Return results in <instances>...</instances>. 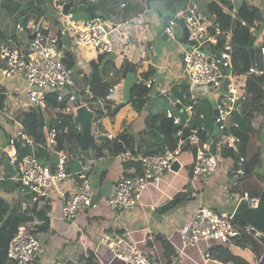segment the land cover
Here are the masks:
<instances>
[{"label": "built area", "instance_id": "2783aa9c", "mask_svg": "<svg viewBox=\"0 0 264 264\" xmlns=\"http://www.w3.org/2000/svg\"><path fill=\"white\" fill-rule=\"evenodd\" d=\"M12 1L19 6L32 3V0ZM54 1L61 2L56 4L55 8L60 15L57 33L45 35L38 23L30 20L28 29L30 33H34V38L28 42L26 52L23 47L0 41V79L5 81L17 75L22 76L21 95L24 96L26 103H22L21 111L30 107L46 110L49 94L55 95L57 105L67 100L66 106L56 107L49 112L48 119L53 120V126L46 130L45 144L36 142L26 133L22 116L17 117L16 114H9L4 110H0V115L11 122L5 156L8 166L13 168L11 179L21 182L22 196L27 193L32 203L39 202L42 198L49 196L50 189L57 187L72 176L76 178L77 187L62 197L60 207V218L71 221L77 218L82 211L97 207L93 201L88 173L94 160L89 161V166L81 165L78 171L72 173L67 170L69 160L67 152L57 149L58 132L55 126L61 123L60 115L69 114L73 118L76 100L84 104V97L88 95L86 93H90V86H85L82 90L76 86L75 78H84L85 73L73 64V60L76 54L82 56L83 53L88 52L96 59L111 54L115 47L114 33H118L121 37L119 39L126 53L134 48L135 42L132 35L120 25L109 24L99 17L77 16L75 12L62 14V1ZM1 3L2 0H0V6ZM117 3L120 8L126 6V0H117ZM8 15L16 19L15 12H9ZM177 18H183L187 41L193 42L182 56V71L186 79L187 90L181 97L175 96L171 100L172 106L182 103V99L187 100L181 110L183 118L174 114L171 109L165 110L166 117L172 120L173 125L180 126L176 133L177 145L174 149H155L150 154L132 155L125 152L121 155L135 163L137 167L133 174L117 180L114 193L110 198V203L113 205L120 207L138 205L143 192L149 187L157 189L165 172L171 170L172 163L177 161L182 150L189 147L194 148L191 167L194 178L200 177L209 183L214 174L221 171L226 176L227 189L229 187L235 189L247 174L246 159L243 156L235 159L227 158L230 161H225L221 153L223 149L236 150L241 142L237 132L251 136L249 130H241L240 123L233 116L241 113V106L246 101L247 77L250 74L260 75L263 69L256 67L254 62L245 73L235 70L232 61V31L223 32L220 28L213 27L211 32L210 21L195 5L176 10L174 18L170 19L163 28L168 39H176L174 28L177 26ZM15 27L21 31L24 25L16 23ZM221 37H224L226 41L214 51ZM64 40H68L70 44L63 45ZM257 52L264 58V44L258 46ZM154 83H156L154 77L145 80L147 87H152ZM199 86H207L210 91L220 93L217 94L219 101L212 117L214 126L221 133L219 139L203 138L202 134L205 133L206 128L202 124L195 127L189 126L198 99L196 88ZM222 86L225 93L220 91ZM171 88V85L160 87L159 95L169 96ZM110 91L111 88H109ZM0 93L6 94L1 90ZM198 117L200 120L204 118L202 113L198 114ZM78 129L80 130L79 126ZM92 133L99 134L94 127H92ZM107 136L108 139L114 138L111 134ZM19 146L28 148L29 153L19 156ZM36 148L56 154L54 169L38 160L35 155ZM138 148H144L143 138L139 140ZM1 178L2 173H0ZM239 198L245 199L250 207H255L258 202L257 197L247 193ZM172 199L173 197L166 196L165 202L169 203ZM30 231L25 225L19 226L8 245L7 258L14 264H37L38 262L42 252V243ZM178 233L179 253H183L187 247L199 246L202 243L230 246L234 240L246 235L258 241L262 238L261 233L252 226L236 222L232 212H218L205 207H198L187 217ZM98 244L105 245L112 257L124 264H154L137 250L135 243L128 237L102 232L98 238ZM203 257L206 260L210 259V254L205 251Z\"/></svg>", "mask_w": 264, "mask_h": 264}, {"label": "crops", "instance_id": "0c3cea01", "mask_svg": "<svg viewBox=\"0 0 264 264\" xmlns=\"http://www.w3.org/2000/svg\"><path fill=\"white\" fill-rule=\"evenodd\" d=\"M105 1L106 0H104V2ZM243 1L245 0H240V7L238 10L234 8L233 13L244 11ZM41 2L43 5L45 4V0H41ZM132 2L133 1L126 0V6L120 8L117 0L114 2L110 1L109 4L106 1V14L109 10L114 8L118 9L119 14L115 17V20H104L112 25H120L122 29L127 30L130 35H132L131 37L135 42L134 48L126 53L119 39L121 37H119L118 33H114L113 38L115 47L111 54L102 59L94 58L90 52L84 54L85 58L80 55L77 56L76 54L73 64L85 73L84 78H75L76 86L82 90L85 86L91 85L90 93H86L88 95L84 97L87 99V101H84L87 107V102L92 101L91 98L93 97L99 99L98 101L95 100L98 106H103V104L106 103L105 97L109 96L108 93H114L113 102L110 101V103H106L111 104L112 109L121 101V84L124 79L120 83L108 87L105 83L107 77L101 73L106 63L112 64L120 72L124 71L125 65L130 64L128 72L132 71L135 73L136 78L140 81L142 80V75L149 72L148 78H155L156 83L151 87V91L146 97L147 101L142 111L135 113V111L132 110L130 118L126 119L127 117H125V115L119 114L120 107L113 112L115 114L113 117L104 118V131L99 132V134H111L113 137L122 132L124 134L135 135L133 139L134 150L127 149L125 152H129L132 155H139L143 154V150H145V148H138L139 140L143 138L141 136L144 135L145 132V117L149 112L157 111L155 102L157 98L162 97L158 92L160 88V75H165V82L169 81L170 83L168 85L172 87L169 96H167L169 98V105L164 110L171 109L174 114L181 115L182 106L186 104L187 100L182 99V103L174 106L171 105V100L175 96H179L175 91L180 93V97L186 92L179 88L180 86H187L182 71V56L183 53L191 47V44L184 42L185 29L183 25L177 22V26L174 28L176 35V39L174 40L175 45L170 46L167 44L168 38L162 36L164 26L157 16V10L162 7L160 1H156L152 4L150 3V9L145 8L142 12H137L132 6ZM248 2L249 4L252 3L250 0ZM58 3L61 2H57V4ZM42 8L44 9V13L42 12L41 16H36L35 18L34 15L33 18L30 19L38 23L45 35H53L58 31L59 22L55 17V19L53 18L51 20V23H48L42 28L40 20L46 18L45 7ZM7 9L9 10V8ZM7 12H10V10ZM253 24L254 23H239L237 25L234 33L237 43L242 45L247 43V38L252 31ZM159 26L161 28L160 31H158ZM245 26H247L246 29H244ZM180 27L184 30L182 38H178L176 33L177 29ZM21 31L25 33L26 41L23 44L19 43V45H16L19 47H23L25 43L30 41L27 37L30 34L28 24ZM1 40L3 41L2 38ZM261 40L264 42V37L259 38L255 44V48H253L255 55L259 46L258 43H260ZM63 45H69L68 40H64ZM93 69H96V71L93 72ZM108 76L112 75L109 74ZM22 87L23 78L21 75L14 76L10 80L5 81H1L0 79V90L6 92L5 106L3 109L6 113L16 114V112L21 110L22 103H24L25 100L24 96L21 95ZM109 88H111L110 92ZM172 89H175V91H172ZM206 91H201V94L204 95ZM171 92L174 93L173 97H170ZM217 94L219 95L220 93L217 92ZM202 97L203 96L198 95L199 99H202ZM108 98L111 99L110 96ZM126 104H129V101ZM175 106L178 107V112H174L173 108ZM242 108L243 104L241 106V109ZM242 111L240 117L243 115ZM211 112L210 123L212 122L214 109H212ZM200 113L201 112L198 114ZM244 119L246 122L244 128L248 130L252 128V130L251 136H249L246 155L243 157L246 161L249 160V162H247L249 165H246L249 166V168H254L255 171L253 170V172L255 173L252 172L250 176L242 178L239 185H242L243 189L246 186L245 184L249 185L248 187L251 191L255 193L258 192V195L250 196L258 198L259 195L264 192V182L260 183L258 180L261 175H264V153L260 151V136L264 131V119L259 122V118L255 123L249 117ZM211 124L213 128V122ZM10 126L11 122L0 115V160H3L4 164L6 161L5 146ZM260 126H263L262 129H259ZM255 129H259V131L256 132ZM211 133L215 136H208L207 138L213 137L219 139L221 136L219 132L214 134L213 130ZM147 137L148 135L146 138ZM202 137L205 138V135L203 134ZM110 140L111 139H109L108 142H98L95 140V145L101 147V144L109 143ZM192 151H194L193 147L183 149L177 159L178 168H173L165 172L159 187L157 189L153 187L147 188L143 192L139 204L133 207H120L110 203V198L114 193L117 180L123 176L133 174L134 169L137 167L135 163L121 156L125 152L117 156H110L108 150L103 148L101 155L97 157L91 156L88 159H84L83 157L76 156L77 159H74L76 162L75 170L70 171L72 173L78 171L81 165L87 166L90 160H94V164L89 168L88 173L93 201L97 204V207L82 211L74 220L68 221L61 219L60 207L63 199L62 197L72 192L77 187L78 181L72 176L57 187L50 189L49 196L46 198L50 206L47 219L38 220L35 218L33 221L24 224L26 228L36 233L35 235L42 243V252L37 264H82L80 262L81 258H86L89 254L95 257L97 261L96 264H124L113 258L111 252L105 245L98 244V238L102 232L128 237L135 243L137 250L147 256L154 264H165V252H167L166 247H164L163 244L161 245L160 241L157 242V236L164 240L168 250L174 249L175 255L172 257L171 264H259L262 260L261 257L256 259L249 247H240V245L238 246L235 242L230 246L222 245L225 249L222 248L224 251L220 253H212V251H210V249L214 247H220L219 244L215 243H202L199 246L187 247L183 250V253H179V229L184 220L198 207L231 213L239 200H241V198H239L240 195L237 194V188L232 189L229 187L227 189L228 184H225L227 183V179L221 171H217L214 174L211 179L212 184L208 185L207 188L202 189L193 184L194 177L191 173L193 162ZM90 153H92V150L88 148V154ZM80 155L83 156L81 153ZM54 159L55 157L51 158L50 161L45 164L48 166L52 165L55 163ZM225 161L230 160L225 158ZM5 166H8V164L6 163ZM258 170H263V173L260 174ZM260 186L263 188H260ZM221 188H223V190H221ZM21 189L22 188L15 193H6L0 189V197H3V199L10 204L12 209H14V206H17L15 208L19 210L18 213L24 214L27 208L31 206L30 204H32V202L30 198L27 201L19 197ZM178 193H186L188 196L181 198L182 200H180L176 206L165 211V207L168 206L165 202L166 196L174 197ZM244 193L249 195L247 191L242 192V194ZM193 194L194 196H192ZM24 196L27 197L28 194L25 193ZM35 203L38 204V207L44 205L41 200ZM263 238L264 236L262 235L261 240ZM70 240H72V244ZM205 251L210 254V259H204L203 254Z\"/></svg>", "mask_w": 264, "mask_h": 264}, {"label": "trees", "instance_id": "16d2710c", "mask_svg": "<svg viewBox=\"0 0 264 264\" xmlns=\"http://www.w3.org/2000/svg\"><path fill=\"white\" fill-rule=\"evenodd\" d=\"M33 2L29 4L26 7L27 12H23L22 14L25 15V23L24 27L28 24V22L33 18V16H41L42 12L44 13V9L41 7L43 4L41 0H32ZM71 3H77V4H84L86 5V10L88 11V16L92 17H99L104 19V16L100 13V11L105 12L106 8V1L109 4V2H114L115 0H98L97 2H91L87 3L86 0H67ZM150 3H155L156 1H160L162 3V7L157 10V16L159 20L161 21L162 25L165 26L168 21L172 18H174L176 10L178 8H188L192 7L189 5V0H149ZM202 3L203 8L206 10L209 21H210V31H213V27L220 28L221 31L225 32L227 30L232 31V61L233 66L235 70H237L240 73L247 72L248 68L252 65L251 64V58H250V49L255 48V44L258 40V32L260 31L261 24L263 23V15L261 14V11L259 7L254 6L252 4H249L246 1H243V8L244 11L246 8L251 10L253 13L251 15L250 23H254L253 27L256 31L254 33L251 31V33L248 35L247 43L242 45L240 43H237L235 40V31L236 27L239 24L240 18H242V15L240 12L233 13L234 11V5L232 3V0H200ZM146 0H133L132 6L134 9H136L137 12H142L146 8L145 4ZM3 4V3H2ZM3 7V5H1ZM199 9V8H198ZM200 10V9H199ZM16 21V20H15ZM16 23V22H15ZM252 27V28H253ZM3 34H0V38H4ZM6 40V39H4ZM226 39L224 37H221L219 39V44L214 47V51L218 50L224 43ZM263 40L258 43V45H263ZM105 57V56H104ZM104 57H101L99 59H102ZM254 61L256 64V67L263 69L262 74H250L246 79V101L243 103L242 111V118L240 117V114H235L233 117L236 121L240 123L241 130H248L245 129L244 126L246 125L245 119L246 117H249L252 119V121L255 123L256 120H259V118L262 120L264 119V58L259 54L258 52L254 56ZM130 68V64L125 65V69L123 72H120L117 70L112 64L106 63L105 66L102 68V74L107 77L105 80L106 85L112 86L114 84L120 83L126 76V73L128 72ZM96 69H93V72H95ZM112 74V76H108L109 74ZM150 73V72H149ZM149 73H145L142 75V80L140 81L138 78H136L135 83L130 89V99L129 104L132 106V108L140 112L144 108L146 104V97L151 91V87H147L145 84L146 78H148ZM91 75V74H90ZM93 76V74H92ZM88 80V79H87ZM91 86V85H90ZM182 91H186V86H180L179 87ZM172 91H175V89H172ZM1 92H4L1 90ZM177 95L180 96V93L175 91ZM6 100V95L0 93V110L4 109V103ZM92 101H95L96 99L93 97L91 98ZM84 101H87L86 98H84ZM89 101V100H88ZM47 109L43 113L44 122L42 123L39 117V112L36 108L30 107L23 111L19 110L16 112L17 117H23V120L25 122V131L26 133L31 136L36 142H39L41 144H45V134L46 130L51 128L53 126V120L47 119L48 114L50 110H53L56 107L63 108L66 106L67 100H64V102L60 105H57L55 100L54 94H49L47 96ZM174 112H178V107H174ZM212 107L209 104L208 100L202 97V99L197 100L196 105L194 106V114L193 118L190 121L191 127H195L199 124H204L206 126V131L203 133L205 135V138L208 136H215L211 132L213 130L212 128V122H209V113L211 115ZM95 117L93 119V127L98 132L104 131L103 126V120L105 117L111 118L115 114L112 112V105L104 103L103 106L97 107L95 110ZM201 112L204 116L203 120H200L198 117V113ZM61 123L57 124L55 127L57 129V142L58 150H65L69 156V160L67 162V170H75V158L74 157H83L80 155V142H81V130L78 129V125L74 123L73 118L69 114L60 115ZM263 126H260L259 129H262ZM180 126L173 125L172 120L168 119L165 115L164 111H151L147 114L145 117V132L143 137V141L145 144V150H143V154H150L155 149H163V148H169L174 149L177 145L178 137L176 135L178 129ZM259 129H255V131H259ZM188 128L185 130V133L187 132ZM252 128H250L251 132ZM240 135L241 142L237 146L236 150H229V149H223L222 150V156L224 158H231L235 159L239 156H245L246 150L249 142V137L243 134H240V131L237 132ZM202 134V135H203ZM148 137L146 138V136ZM135 135L130 134H124L119 133L114 138L110 140L109 143H103L101 144V147H98L95 145V141H92L90 143L89 148L92 150V155L94 157H97L101 155L102 149L106 148L108 150V153L110 156H117L123 152H125L127 149L134 150V141L133 139ZM19 156H23L27 153H29L28 148H24L19 146ZM35 155L38 158V160L45 164L50 161L51 158H53L52 154L49 152L36 148L35 149ZM86 158V157H83ZM248 161H246L247 164ZM3 163V165H2ZM54 164L50 165L49 167L51 169H54ZM46 165V164H45ZM249 165V163L247 164ZM246 165V166H247ZM189 168V167H188ZM190 169V168H189ZM254 168H249L247 166V174L245 176L248 177L253 172ZM255 171V170H254ZM0 173H2V178L0 179V189L3 192L11 193L18 191L21 187V182L19 180H13L11 179L13 175V170H11L10 166H5L3 160H0ZM255 173V172H253ZM260 176V175H258ZM260 183L264 182V175H261L258 178ZM245 184V183H244ZM259 184V183H258ZM246 186L243 189L242 185H239L237 187V194L241 196L243 191H247L249 195H258V192L255 193L249 189V185L245 184ZM260 188H263L260 186ZM264 189V188H263ZM21 195V194H20ZM185 196H188L186 193H178L176 196L173 197L171 202L166 203L168 205L165 207V211L169 210L170 208L176 206L181 198H184ZM20 198H24L25 200H29V197L27 196H19ZM41 201L43 202L42 207H38V204L32 203L27 208V211L22 214L18 213V209H16L14 206V209L11 208L10 204L3 199V197H0V264H14L12 261L8 260L7 258V250L8 245L14 235L17 232V229L19 226L26 224L27 222L33 221L35 218L38 220H45L47 219V213L50 211V206L48 205V201L46 198H42ZM32 234H36L33 230L30 231ZM157 242L160 241V244L164 247H166L167 252H165V264H171L172 263V257H174V249L168 250V247L166 246V243L164 240L157 236L156 237ZM235 244L240 247H249L251 252L254 253L256 259H259L263 253H264V238L261 241H258L254 239L252 236H243L241 238H238L234 240ZM220 247H214L210 249L212 253L214 252H222L224 251L222 245H219ZM223 248V249H222ZM264 256V255H263ZM82 264H96L97 261L95 260V257L92 254H89L86 258H81L80 261ZM259 264H264V257L259 262Z\"/></svg>", "mask_w": 264, "mask_h": 264}, {"label": "water", "instance_id": "95a60500", "mask_svg": "<svg viewBox=\"0 0 264 264\" xmlns=\"http://www.w3.org/2000/svg\"><path fill=\"white\" fill-rule=\"evenodd\" d=\"M192 4H194L197 8L200 9V11L203 13V15L209 19V16L206 12V10L203 8L202 3L200 0H189ZM232 3L234 5L235 10H238L240 7V0H232ZM4 7L9 8L10 11L15 12L16 11V18L18 20V23L24 24L25 19L20 16V12L26 7L24 5L23 7H19L17 3L13 2L12 0H3ZM146 8L150 9V1L146 0ZM86 5L77 3H71L70 1H62V8L61 12L62 14L67 13H74L78 10H85ZM176 22L180 25H183L184 27V20L183 18H177ZM162 36L167 37V35L163 32ZM28 39L34 38V33H30L28 36ZM184 42H187L189 44H193V42L187 41V33L185 31L184 34ZM60 46V45H59ZM24 52L27 51L28 43L24 44ZM250 58H251V64H254V49H250ZM136 81V75L132 71H129L126 73V76L121 84V101L112 109V112H115L117 109L122 107L124 104H126L129 101L130 98V89L133 86V84ZM76 109L74 111L73 121L76 123L81 130V142H80V153L83 155L88 154V148L90 146V143L92 141H98V142H108V136L105 134H93L92 133V127H93V119L95 117V112L92 109H89L86 105L80 104L79 100H76ZM39 112V117L41 122H44V117L42 110H40L38 107L36 108ZM215 114V112H213ZM181 118H183V114L180 115ZM8 163L5 161V164ZM178 162L174 161L171 165V169L178 168ZM232 216L234 220L240 223H245L250 226H252L256 231L260 232L264 236V192H262L258 197V202L255 207H250L245 199L239 200L236 207L234 208L232 212Z\"/></svg>", "mask_w": 264, "mask_h": 264}, {"label": "rangeland", "instance_id": "374dc122", "mask_svg": "<svg viewBox=\"0 0 264 264\" xmlns=\"http://www.w3.org/2000/svg\"><path fill=\"white\" fill-rule=\"evenodd\" d=\"M98 0H86L87 3H91V2H97ZM246 2H248L249 0H245ZM252 1V5L254 6H257L259 7L260 11H261V14L263 15V19H264V0H250ZM249 3V2H248ZM56 4L57 2H54L53 0H45V4L41 5V7H45V10H46V18H42L40 20V25L41 27L43 28L44 26H46L48 23H51V20L55 17H56V20L59 21L60 20V15H58L59 13L55 10L56 8ZM189 5L193 6V4L189 1ZM186 9V8H185ZM27 9H24L23 12H27L26 11ZM9 11L7 8L5 7H0V34H3L5 37L2 38L4 42H10L11 44L13 45H19V43H24L26 40H25V33L22 32V31H18L15 27V22L14 20L8 15ZM100 13L104 16V19L105 20H115V17L118 16V9L114 8L112 10H109L106 14V12L104 11H100ZM75 14L77 16H87L89 15L88 14V11L85 9V10H78L77 12H75ZM109 14V15H108ZM240 14L242 15V18H240L239 20V23L242 24H246V23H250V19H251V15L253 14L251 12V10H249L248 8H246V11H242L240 12ZM247 26L244 27V29H246ZM160 26L158 27V31H160ZM183 28H178L176 33H177V37L178 38H182L183 36ZM252 31L254 33H256L254 27L252 28ZM259 36H258V39L261 38V37H264V20H263V23L261 24V27H260V31L258 32ZM6 39V40H4ZM1 40V38H0ZM171 40V41H170ZM2 41V40H1ZM170 46H173L175 45L174 43V40L172 41V39H168L167 41ZM70 44V42H68ZM82 56L85 58L84 56V53L82 54ZM170 82L167 81L165 82V75H160V84H159V87H167L168 84ZM207 90V91H206ZM201 91H206L203 94H201ZM221 92L225 93L224 92V87L222 86L221 89H220ZM196 93L200 96H203L205 99L208 100L209 104L211 105L212 109L215 108L217 102L219 101V98L217 97V94L214 92V91H210L209 88L207 86H199L196 88ZM108 95L111 97L108 98L109 96H106L105 97V102L106 103H110L113 102L112 100L114 99V93H111ZM174 96V93L171 92L170 94V97H173ZM99 99H96V101H98ZM103 100V99H102ZM24 103H26V100H24ZM156 109L157 111H164V109L166 107H168L169 105V98L168 97H160V98H157L156 102ZM87 105L89 108H91L92 110H95L98 106V104L94 101H90V102H87ZM132 106L130 104H126L124 107H121L120 108V115H125V117H127L126 119H129L130 118V115H131V111L134 110ZM46 110H44L45 112ZM52 110H50L49 112H51ZM135 111V110H134ZM133 111V112H134ZM132 112V113H133ZM137 111H135L136 113ZM211 115H212V112H211ZM211 115L209 113V121H211ZM48 119V118H47ZM262 120L260 119L259 122H261ZM104 123V122H103ZM213 132L214 134L215 133H218V129L217 127L214 126L213 124ZM1 141H5V140H1ZM3 143V142H1ZM260 151L262 153H264V131L262 132L261 136H260ZM92 155V153L90 154H87V155H83V157H86L84 159H88L90 158ZM53 157H55V162H56V159H57V156L56 154H53ZM75 159H77V157H74ZM3 165V163H2ZM11 170H13V168H11ZM259 173H263V170H258ZM193 184H195L196 186H199L200 188L204 189V188H207L208 185L212 184L211 180L209 181V183H206L205 181H203L200 177H195L194 180H193ZM227 185V183H225ZM225 185V186H226ZM221 190H223V188H221ZM224 193V191H223ZM21 194V195H20ZM19 196H22V193L20 192L19 193ZM228 198V197H227ZM25 200V199H24ZM150 210V209H149ZM151 211V210H150ZM71 244H72V240H70ZM228 250V249H227ZM254 262V261H253Z\"/></svg>", "mask_w": 264, "mask_h": 264}, {"label": "clouds", "instance_id": "9594fccd", "mask_svg": "<svg viewBox=\"0 0 264 264\" xmlns=\"http://www.w3.org/2000/svg\"><path fill=\"white\" fill-rule=\"evenodd\" d=\"M2 2H3V0H2ZM14 2V1H13ZM33 2V1H32ZM16 3V2H15ZM31 4V3H30ZM1 5H2V3H1ZM26 5V7L29 5V4H25ZM194 5V4H193ZM19 6V5H18ZM24 5H22V6H19V7H23ZM1 7V6H0ZM26 7L24 8V9H26ZM24 9L22 10V12H20V16L22 17V18H24L25 19V15H22V13H23V11H24ZM10 12H12V11H10ZM15 13H16V11H15ZM14 20V22H16V23H18V20H17V18L16 19H13ZM16 20V21H15ZM15 23V24H16ZM24 23H25V21H24ZM37 23V22H36ZM24 25V24H23Z\"/></svg>", "mask_w": 264, "mask_h": 264}]
</instances>
